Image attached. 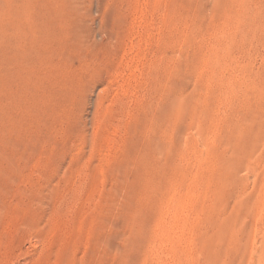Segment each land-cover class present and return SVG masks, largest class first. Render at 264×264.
<instances>
[{
  "label": "rangeland",
  "instance_id": "obj_1",
  "mask_svg": "<svg viewBox=\"0 0 264 264\" xmlns=\"http://www.w3.org/2000/svg\"><path fill=\"white\" fill-rule=\"evenodd\" d=\"M0 264H264V0H0Z\"/></svg>",
  "mask_w": 264,
  "mask_h": 264
}]
</instances>
